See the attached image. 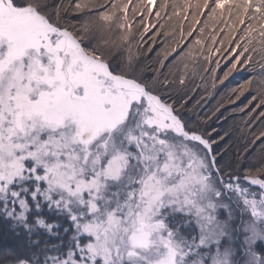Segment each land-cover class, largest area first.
Returning a JSON list of instances; mask_svg holds the SVG:
<instances>
[{
    "label": "snow or ice",
    "instance_id": "6c2138e0",
    "mask_svg": "<svg viewBox=\"0 0 264 264\" xmlns=\"http://www.w3.org/2000/svg\"><path fill=\"white\" fill-rule=\"evenodd\" d=\"M0 264H264V0H0Z\"/></svg>",
    "mask_w": 264,
    "mask_h": 264
},
{
    "label": "trees",
    "instance_id": "16d2710c",
    "mask_svg": "<svg viewBox=\"0 0 264 264\" xmlns=\"http://www.w3.org/2000/svg\"><path fill=\"white\" fill-rule=\"evenodd\" d=\"M240 80H241V77H239V76H237L235 79L230 78L231 82L230 83L226 82L225 85L220 88V92H226L229 87H234L236 83L240 82ZM244 103H246V98L245 97H241V99L238 100L234 106L235 107H240ZM228 110L230 111V107H229Z\"/></svg>",
    "mask_w": 264,
    "mask_h": 264
}]
</instances>
